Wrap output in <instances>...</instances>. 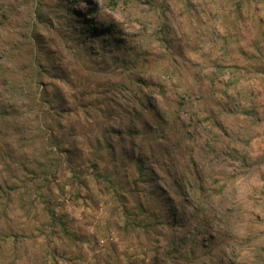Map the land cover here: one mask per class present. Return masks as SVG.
Wrapping results in <instances>:
<instances>
[{"label": "rangeland", "instance_id": "rangeland-1", "mask_svg": "<svg viewBox=\"0 0 264 264\" xmlns=\"http://www.w3.org/2000/svg\"><path fill=\"white\" fill-rule=\"evenodd\" d=\"M0 264H264V0H0Z\"/></svg>", "mask_w": 264, "mask_h": 264}, {"label": "trees", "instance_id": "trees-1", "mask_svg": "<svg viewBox=\"0 0 264 264\" xmlns=\"http://www.w3.org/2000/svg\"><path fill=\"white\" fill-rule=\"evenodd\" d=\"M94 12H95V10H91V11H90V14H93ZM85 17H87V14H85V15H80V17H79L78 19H79V21L85 22V21H83V20H85ZM86 22H87V21H86ZM91 23H93V22H91ZM90 28L92 29V35L101 38L100 36H101V34H103V32H101V33L98 32V31L96 30V28L93 26V24L90 25ZM104 33H105V32H104ZM106 33L111 34V32H110L109 30H107V29H106ZM113 35H114V34H113ZM112 41H114V39L112 40V37H107V38H106V43H107V44L112 43ZM158 117H160L159 114H158ZM161 121H162V119H158V122L161 123Z\"/></svg>", "mask_w": 264, "mask_h": 264}]
</instances>
